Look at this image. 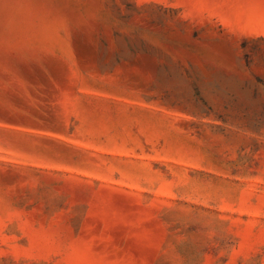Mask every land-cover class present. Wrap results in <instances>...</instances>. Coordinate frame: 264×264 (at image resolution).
<instances>
[{
  "label": "rangeland",
  "instance_id": "374dc122",
  "mask_svg": "<svg viewBox=\"0 0 264 264\" xmlns=\"http://www.w3.org/2000/svg\"><path fill=\"white\" fill-rule=\"evenodd\" d=\"M0 264H264V0H0Z\"/></svg>",
  "mask_w": 264,
  "mask_h": 264
}]
</instances>
